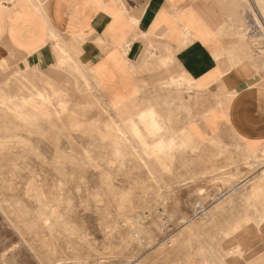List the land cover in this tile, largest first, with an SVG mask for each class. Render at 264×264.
Instances as JSON below:
<instances>
[{
    "label": "rangeland",
    "instance_id": "374dc122",
    "mask_svg": "<svg viewBox=\"0 0 264 264\" xmlns=\"http://www.w3.org/2000/svg\"><path fill=\"white\" fill-rule=\"evenodd\" d=\"M211 1L264 84V0ZM92 42L0 46V264H264V141L192 135L183 79L110 103Z\"/></svg>",
    "mask_w": 264,
    "mask_h": 264
},
{
    "label": "crops",
    "instance_id": "0c3cea01",
    "mask_svg": "<svg viewBox=\"0 0 264 264\" xmlns=\"http://www.w3.org/2000/svg\"><path fill=\"white\" fill-rule=\"evenodd\" d=\"M53 34L93 41L83 54L110 103L183 79L200 100L186 122L192 135L226 124L264 141V84L246 62L224 71L229 41L211 0H0V46L35 54ZM230 264L256 263L248 255Z\"/></svg>",
    "mask_w": 264,
    "mask_h": 264
},
{
    "label": "built area",
    "instance_id": "2783aa9c",
    "mask_svg": "<svg viewBox=\"0 0 264 264\" xmlns=\"http://www.w3.org/2000/svg\"><path fill=\"white\" fill-rule=\"evenodd\" d=\"M200 209H201V207H200Z\"/></svg>",
    "mask_w": 264,
    "mask_h": 264
}]
</instances>
